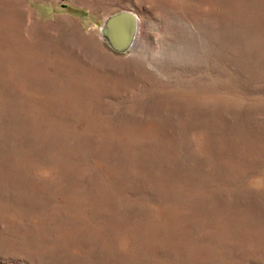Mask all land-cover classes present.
Segmentation results:
<instances>
[{
	"label": "rangeland",
	"instance_id": "374dc122",
	"mask_svg": "<svg viewBox=\"0 0 264 264\" xmlns=\"http://www.w3.org/2000/svg\"><path fill=\"white\" fill-rule=\"evenodd\" d=\"M0 264H264V0H0Z\"/></svg>",
	"mask_w": 264,
	"mask_h": 264
},
{
	"label": "water",
	"instance_id": "95a60500",
	"mask_svg": "<svg viewBox=\"0 0 264 264\" xmlns=\"http://www.w3.org/2000/svg\"><path fill=\"white\" fill-rule=\"evenodd\" d=\"M101 32L107 45L115 52L123 53L133 47L137 32V17L128 11L109 16Z\"/></svg>",
	"mask_w": 264,
	"mask_h": 264
},
{
	"label": "bare ground",
	"instance_id": "6f19581e",
	"mask_svg": "<svg viewBox=\"0 0 264 264\" xmlns=\"http://www.w3.org/2000/svg\"><path fill=\"white\" fill-rule=\"evenodd\" d=\"M137 40H138V28H137L136 37H135V41H134V44L133 45H135V43L137 42Z\"/></svg>",
	"mask_w": 264,
	"mask_h": 264
}]
</instances>
